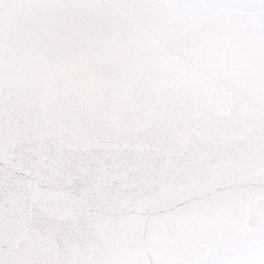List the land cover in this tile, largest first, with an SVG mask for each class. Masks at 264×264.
Listing matches in <instances>:
<instances>
[{
    "label": "snow or ice",
    "instance_id": "6c2138e0",
    "mask_svg": "<svg viewBox=\"0 0 264 264\" xmlns=\"http://www.w3.org/2000/svg\"><path fill=\"white\" fill-rule=\"evenodd\" d=\"M0 264H264V0H0Z\"/></svg>",
    "mask_w": 264,
    "mask_h": 264
}]
</instances>
